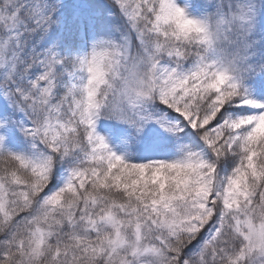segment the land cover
<instances>
[{"label":"snow or ice","instance_id":"snow-or-ice-1","mask_svg":"<svg viewBox=\"0 0 264 264\" xmlns=\"http://www.w3.org/2000/svg\"><path fill=\"white\" fill-rule=\"evenodd\" d=\"M0 264H264V0H0Z\"/></svg>","mask_w":264,"mask_h":264}]
</instances>
